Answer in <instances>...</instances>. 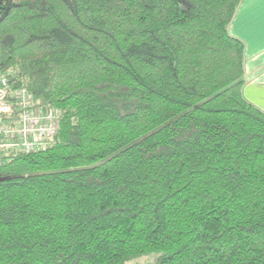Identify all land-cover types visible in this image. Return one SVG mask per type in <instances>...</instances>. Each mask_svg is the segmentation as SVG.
Returning <instances> with one entry per match:
<instances>
[{"label":"trees","instance_id":"trees-1","mask_svg":"<svg viewBox=\"0 0 264 264\" xmlns=\"http://www.w3.org/2000/svg\"><path fill=\"white\" fill-rule=\"evenodd\" d=\"M241 1L0 0V80L61 112L0 151V264H264Z\"/></svg>","mask_w":264,"mask_h":264},{"label":"built area","instance_id":"built-area-1","mask_svg":"<svg viewBox=\"0 0 264 264\" xmlns=\"http://www.w3.org/2000/svg\"><path fill=\"white\" fill-rule=\"evenodd\" d=\"M10 90L8 79L2 77L0 80V151L39 152L46 149L60 130V112L52 108L45 111H33L31 96L25 89L14 90V92ZM14 105L19 110L17 116H12Z\"/></svg>","mask_w":264,"mask_h":264},{"label":"crops","instance_id":"crops-1","mask_svg":"<svg viewBox=\"0 0 264 264\" xmlns=\"http://www.w3.org/2000/svg\"><path fill=\"white\" fill-rule=\"evenodd\" d=\"M229 31L245 45L243 94L264 112V0H242Z\"/></svg>","mask_w":264,"mask_h":264},{"label":"rangeland","instance_id":"rangeland-1","mask_svg":"<svg viewBox=\"0 0 264 264\" xmlns=\"http://www.w3.org/2000/svg\"><path fill=\"white\" fill-rule=\"evenodd\" d=\"M31 104H32V102H31ZM52 109H54V108H52ZM54 110H56L57 112L58 111L60 112V110H58V109H54ZM60 115H61V112H60ZM60 120H61V118H60ZM157 257H158V254H156V253L146 254V255H143L137 259H133L126 264H155Z\"/></svg>","mask_w":264,"mask_h":264}]
</instances>
